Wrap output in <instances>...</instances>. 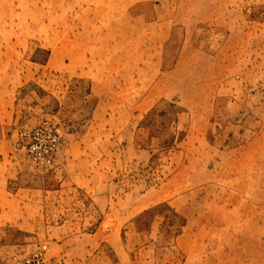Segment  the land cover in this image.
<instances>
[{
  "label": "rangeland",
  "instance_id": "rangeland-1",
  "mask_svg": "<svg viewBox=\"0 0 264 264\" xmlns=\"http://www.w3.org/2000/svg\"><path fill=\"white\" fill-rule=\"evenodd\" d=\"M41 245L264 264V0H0V261Z\"/></svg>",
  "mask_w": 264,
  "mask_h": 264
},
{
  "label": "built area",
  "instance_id": "built-area-1",
  "mask_svg": "<svg viewBox=\"0 0 264 264\" xmlns=\"http://www.w3.org/2000/svg\"><path fill=\"white\" fill-rule=\"evenodd\" d=\"M30 152H38L45 156L52 153L57 146V139L51 131L44 128L34 129L29 132ZM0 264H54L48 255L46 245H41L22 257H16L7 261H0Z\"/></svg>",
  "mask_w": 264,
  "mask_h": 264
}]
</instances>
